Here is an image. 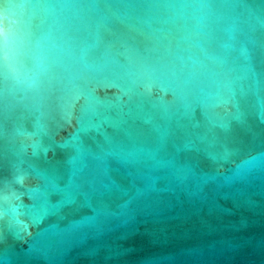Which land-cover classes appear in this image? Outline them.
Returning <instances> with one entry per match:
<instances>
[{"label":"water","instance_id":"water-1","mask_svg":"<svg viewBox=\"0 0 264 264\" xmlns=\"http://www.w3.org/2000/svg\"><path fill=\"white\" fill-rule=\"evenodd\" d=\"M0 264H264V0H0Z\"/></svg>","mask_w":264,"mask_h":264}]
</instances>
